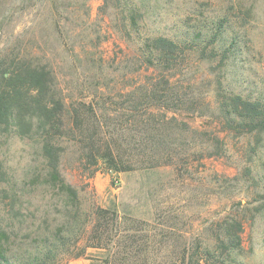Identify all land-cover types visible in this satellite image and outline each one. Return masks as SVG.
Returning a JSON list of instances; mask_svg holds the SVG:
<instances>
[{"label": "rangeland", "instance_id": "rangeland-1", "mask_svg": "<svg viewBox=\"0 0 264 264\" xmlns=\"http://www.w3.org/2000/svg\"><path fill=\"white\" fill-rule=\"evenodd\" d=\"M79 1L0 0V69L15 61L46 65L65 102L59 171L78 194L85 232L77 246L85 251L69 257L72 239L66 240L59 264H187L191 257L211 264L202 250L225 217L241 223L231 264H264V130L228 121L219 107L225 90L264 103V0H128L126 6L144 1L148 33L156 29L180 43L218 32L213 38L229 47L212 61L186 50L190 59L171 75V86L199 106L195 112L157 105L136 111L134 95L163 74L142 63L140 39L120 22V0L117 7L116 0H87L84 9ZM78 104L95 108L105 135L118 137L132 160L170 152L168 162L115 172L101 157L88 161L71 133L68 111ZM147 113L166 128L144 129L138 117ZM173 116L184 124L183 135L167 122ZM213 136L220 149L208 144ZM45 174L33 139L0 133V197L3 188L24 193L21 213L8 209L9 198L0 199L15 246L20 239L33 244L62 223V199L43 190ZM96 207L109 211L108 240L88 246Z\"/></svg>", "mask_w": 264, "mask_h": 264}, {"label": "trees", "instance_id": "trees-1", "mask_svg": "<svg viewBox=\"0 0 264 264\" xmlns=\"http://www.w3.org/2000/svg\"><path fill=\"white\" fill-rule=\"evenodd\" d=\"M86 1L80 0L77 4L84 9L87 8ZM127 2L128 0L119 1L122 3L119 7L122 14L119 18L120 22L125 25L126 32L133 31L140 39L138 53L142 63L147 68L163 74V77L151 80L138 95H134V108L137 111L141 107L143 109L157 105L170 107L173 110L182 108L195 112L199 106H195V100L187 92H179V87L173 81L171 86V75L181 72L183 62H188L190 59L188 54H185L186 50L193 49L199 52L200 58L204 57L212 61L219 55L221 60L229 51V47L222 46L213 38L218 32H215L213 37L207 35L204 40L191 38L180 43L160 34L156 29L148 33L145 29L147 9L144 1H141V6H126ZM117 4L118 0L116 7ZM222 26L218 23L217 31ZM198 36L199 32L196 33V37ZM53 78L50 68L46 65H35L31 61H15L9 65V68L0 69V133L28 137L40 146L46 169L45 179L42 182L43 190L52 192L62 199L60 204L62 223L55 231L39 235V239L34 242L37 245L20 239L15 246L16 234L10 228V223L6 222L11 217L0 216V264H59L62 247L66 240L71 239L72 248L65 250L69 257H79L85 251L84 248L77 246L78 240L85 232L84 220L78 219L81 215L78 194L73 186L64 181L59 171L60 156L63 151L60 139L65 135L62 117L65 102L57 94ZM219 104L221 112L228 121L239 118L243 123H249L251 129L264 130V103L260 100H251L240 93L225 90L221 93ZM68 112L72 119L71 133L82 144L88 161L95 162L96 158L101 157L109 169L119 172L134 169L139 165L155 166L168 162L167 158L171 157L170 152L166 153L167 156L163 153L148 152L141 160H132L131 156L120 148L118 137L108 138L105 135L103 125L92 105L78 104L72 106ZM138 119L143 128L152 134L166 128L164 121L155 119L152 113L141 114ZM167 122L171 124L170 127L174 129L176 135H183L186 128L175 116ZM192 131L196 132V130ZM210 140L212 142H209V145L220 149L221 141L217 136H213ZM174 145L176 144L172 141V146ZM1 192L0 199H10L9 204L6 205L8 209L21 213L23 205L20 197L24 193L5 188ZM108 213L107 209L94 208V223L87 238L88 246H101L107 243L110 227L107 220ZM62 228H65L64 231ZM212 231L213 241L206 243L202 250L206 256L205 260L211 258L213 260L211 264H231L232 259H228L230 253L236 252L240 247V221L234 217H225L215 223ZM191 258L187 264H203L200 258L197 257L194 261ZM182 264H185L184 261Z\"/></svg>", "mask_w": 264, "mask_h": 264}]
</instances>
